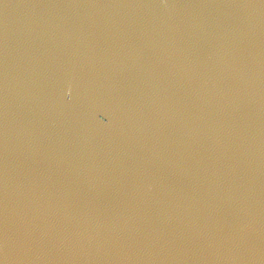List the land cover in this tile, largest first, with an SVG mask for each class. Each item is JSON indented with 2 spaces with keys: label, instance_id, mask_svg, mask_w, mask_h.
Listing matches in <instances>:
<instances>
[{
  "label": "water",
  "instance_id": "obj_1",
  "mask_svg": "<svg viewBox=\"0 0 264 264\" xmlns=\"http://www.w3.org/2000/svg\"><path fill=\"white\" fill-rule=\"evenodd\" d=\"M0 264H264V0H0Z\"/></svg>",
  "mask_w": 264,
  "mask_h": 264
}]
</instances>
